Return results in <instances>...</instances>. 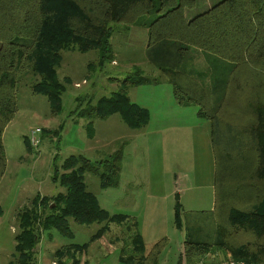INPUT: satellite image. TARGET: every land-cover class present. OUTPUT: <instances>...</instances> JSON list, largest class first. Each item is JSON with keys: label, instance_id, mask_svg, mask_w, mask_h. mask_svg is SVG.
Segmentation results:
<instances>
[{"label": "trees", "instance_id": "trees-1", "mask_svg": "<svg viewBox=\"0 0 264 264\" xmlns=\"http://www.w3.org/2000/svg\"><path fill=\"white\" fill-rule=\"evenodd\" d=\"M192 2L0 0V180L6 170L2 135L17 111L20 82L32 76L31 93L44 96L56 116L70 81L60 80L57 74L61 52L96 51L97 65L103 67L113 58L112 24L143 27L146 58L167 77L175 102L197 107L198 117L210 124L217 215L214 239L199 241L186 231L177 264H206L205 258L215 250L224 251L236 264H264V0H222L187 20L185 8H191ZM192 50L229 68L210 91L178 70ZM156 82L139 71L131 73L115 92L94 105L89 99L87 108L77 110L75 116L88 121V132L93 130V120L112 115H118L130 130L142 129L149 113L130 102L127 90ZM23 142L30 151L29 137ZM121 160L118 150L99 162L83 155L69 156L60 166L54 161L50 181L64 191L52 197L38 194L17 213L13 259L7 264H36L34 250L41 233L55 230L72 238L69 220L80 226H102L89 242L57 249L56 264H81L82 254L111 224L122 226L125 234L120 264H159L164 240L146 252L135 219L110 215L86 188L87 173L97 177L101 189L117 187ZM175 202L174 226L181 231L177 195Z\"/></svg>", "mask_w": 264, "mask_h": 264}, {"label": "rangeland", "instance_id": "rangeland-1", "mask_svg": "<svg viewBox=\"0 0 264 264\" xmlns=\"http://www.w3.org/2000/svg\"><path fill=\"white\" fill-rule=\"evenodd\" d=\"M192 1V7L185 8L190 18L222 0ZM123 27L131 26L112 24L111 45L120 57L116 59L119 68L111 67V61L99 67L96 51L85 54L61 52L57 74L60 80L68 78L70 81L61 96V111L58 115L51 114L44 96L31 93L29 87L35 80L32 76L20 82L16 90L17 111L2 135L6 172L0 182V204L7 207L8 224L12 221L11 206L26 204L27 198L38 193L51 197L64 191L50 181L54 161L60 166L69 156L83 155L91 162H98L99 158L108 159L114 151L121 150L118 186L101 189L97 177L87 173L84 177L86 188L110 215L123 214L135 219L146 252L164 240L159 264H177L187 232L199 241L214 239L217 215L210 124L198 117L197 107H183L175 102L167 77L163 82L162 76L146 60V54L144 58L143 48L129 47L125 33L121 32ZM193 51L196 50L187 55L178 70L187 74L201 88L210 91L215 82L224 80L229 68L222 62L204 60L192 54ZM90 64L92 68L89 70L87 67ZM132 64H136L133 69ZM116 69L132 74L139 71L142 77L158 82L157 85L144 84L127 90L128 93L132 89L130 93L133 100L136 97L132 91H136L139 102L151 112L144 128L130 130L118 115L109 117L116 119V122L94 121L95 127L103 129L100 132L101 143L110 142L102 147V144L91 143L87 139V120L75 116V112L87 108V99L92 98L91 104L94 105L98 99L118 89L119 84L108 79L115 77L114 72H118ZM168 93L172 103L178 106L175 109L165 105ZM164 113H170L175 119H160L159 116ZM36 129L40 131L37 135L39 144L37 147L30 145L31 150L28 151L23 142L24 137ZM89 146L97 149L89 150ZM176 195L183 225L181 231L174 226ZM69 226L73 232L72 238L62 237L55 230L41 233L40 243L34 250L36 264H56L54 252L57 249L89 242L102 224L80 226L69 220ZM15 229L18 230L17 224ZM124 240L122 226L111 224L97 240L99 244L95 241L97 243L94 244L99 246L92 245L82 254L81 264H120L119 251ZM8 241L0 251V262L13 259V241ZM229 261H232L231 258L219 255L217 259L207 261V264Z\"/></svg>", "mask_w": 264, "mask_h": 264}, {"label": "crops", "instance_id": "crops-1", "mask_svg": "<svg viewBox=\"0 0 264 264\" xmlns=\"http://www.w3.org/2000/svg\"><path fill=\"white\" fill-rule=\"evenodd\" d=\"M211 6H209V8ZM185 17H186L187 20L190 19V17H188L186 13H185ZM121 32L122 33H125L126 38H127V44L129 45V47H139L140 49L141 48L144 49V58H145L146 46H147V30L145 28H143V27L131 26V27H127V28L126 27H123L121 29ZM111 38H112V36H111ZM110 43H111V39H110ZM112 51H113V58H112V61L110 63L111 64V67H113V68H119L118 67V63L116 61L117 58H120L118 56V52H117V50H115V51L113 50V46H112ZM192 54H195L196 56H198V57H200V58H202L204 60L210 59L209 56H207L204 53H201L200 51H197V50L196 51H193ZM97 59H98V55H97ZM91 65L92 64H90L87 67V69L90 70L92 68ZM132 65H133L132 69L135 68V65L136 64H132ZM116 70H118V72H114V76L115 77H113V78L108 77V79L109 80L116 81L118 84H119V82H118L119 80H122V79H124L125 77H127V76H129L131 74V73H128V72H123V69H121V70L116 69ZM156 72L162 76V77H160V78H162V81L165 80V78H166L165 75L161 74L159 71H156ZM124 75H126V76H124ZM163 82H165V81H163ZM156 83H154V85H157ZM135 87L137 88L138 86H135ZM131 90L132 89H130L129 92H128V98H129L130 102L133 103V104H135V105H137V106H139L140 108H143V109L147 110V112L149 113V120H150L151 112H150L149 108L147 106H145L143 103L139 102V98L137 97L136 91H132V92H135V93H132V95H134V97H136V100H133V98L131 96V93H130ZM165 98H166L165 99V105H167V107L169 109H175L176 108L175 106H177V105L175 103H174L175 105L172 103L170 93H168ZM89 99H91V98H89ZM89 99L86 100V103L89 101ZM165 112H167V111H165ZM112 117H113V115L110 116V118H112ZM110 118L108 117V119L106 118V119H103L102 121H109V120H114L115 121L116 120V119H110ZM159 118L160 119H175V117H171L170 113H164L163 115H160ZM156 119H158V118H156ZM95 120H101V119H95ZM95 120H93V123H92V126H93L92 129L93 130L91 132H88V129H87L88 121H87V124L85 125L86 136H87V139H89V141H92L91 143L102 144V147H104L105 145H108L110 142L107 141V142L101 143V139H100L101 135H100V132H102L103 129H98L97 127L94 126V123H95L94 121ZM174 123L177 124V122H174ZM174 123L171 122V124H174ZM111 127L113 128V125H111ZM90 149H97V147L89 146V150ZM102 160H105V159L99 158L98 159V162L99 161H102ZM5 172H6V170H5ZM4 175H5V173L3 174L1 180L3 179ZM1 180H0V182H1ZM38 194H36V195H38ZM36 195L31 196L30 198H27L26 204H24V203L23 204L22 203L20 204L19 203V206L15 205V206H11L9 208V210H12V212H11L12 213L11 214V220L12 221L10 223H8V224H7V221H6V218H7V207H5L2 204H0V251H2L4 249V244H5L6 241H8V239H9V241H10V239L13 241V247H14V244H15L14 237H15V235L17 233V230L15 229V226L17 224V219H16L17 213L21 209H23L25 206H28V204L31 202V200ZM39 195L42 196V197H49V196H43L41 194H39ZM5 228H6V230H5ZM97 242L99 244V241H97ZM97 242H93L90 246L95 245L94 243H97ZM90 246H89V248H90ZM97 246H99V245H97ZM181 251H182V249H181ZM219 255L222 256V257H227V258L230 259L229 255L226 254L224 251L215 250L212 254L207 255V257L205 258V260H207V261H209V260L210 261H213L215 258L217 259V257H219ZM2 260L3 259H1V261ZM207 261H206V264H207ZM7 263H8L7 261L0 262V264H7ZM234 264H236V263H234ZM239 264H242V263H239Z\"/></svg>", "mask_w": 264, "mask_h": 264}, {"label": "built area", "instance_id": "built-area-1", "mask_svg": "<svg viewBox=\"0 0 264 264\" xmlns=\"http://www.w3.org/2000/svg\"><path fill=\"white\" fill-rule=\"evenodd\" d=\"M40 133V131L39 130H32L31 131V133H30V135L28 136L29 137V141H30V144H31V146H38V144H39V141H38V139H37V135ZM230 263H228V262H223V263H221V264H234L232 261H229Z\"/></svg>", "mask_w": 264, "mask_h": 264}]
</instances>
